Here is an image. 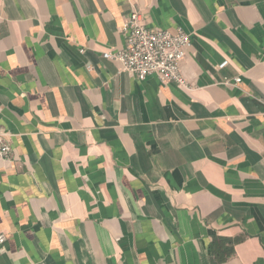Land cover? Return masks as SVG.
<instances>
[{
	"label": "crops",
	"instance_id": "0c3cea01",
	"mask_svg": "<svg viewBox=\"0 0 264 264\" xmlns=\"http://www.w3.org/2000/svg\"><path fill=\"white\" fill-rule=\"evenodd\" d=\"M133 11L186 88L102 57ZM0 142V264H264V0H0Z\"/></svg>",
	"mask_w": 264,
	"mask_h": 264
},
{
	"label": "built area",
	"instance_id": "2783aa9c",
	"mask_svg": "<svg viewBox=\"0 0 264 264\" xmlns=\"http://www.w3.org/2000/svg\"><path fill=\"white\" fill-rule=\"evenodd\" d=\"M124 46L117 51H109L102 57L117 63L122 72L134 76L138 81L153 77L160 84H173L186 88L187 81L181 66L190 48V38L180 29L174 32L156 30L146 26L143 14L133 11L124 21L120 29ZM224 61L219 69L227 66ZM238 77L223 79L224 85H237ZM10 156V149L0 142V157ZM5 238L0 235V245Z\"/></svg>",
	"mask_w": 264,
	"mask_h": 264
},
{
	"label": "trees",
	"instance_id": "16d2710c",
	"mask_svg": "<svg viewBox=\"0 0 264 264\" xmlns=\"http://www.w3.org/2000/svg\"><path fill=\"white\" fill-rule=\"evenodd\" d=\"M241 239L230 241L222 238L214 237L209 249L215 256L216 260L220 263L226 261L233 254V245L239 243Z\"/></svg>",
	"mask_w": 264,
	"mask_h": 264
}]
</instances>
